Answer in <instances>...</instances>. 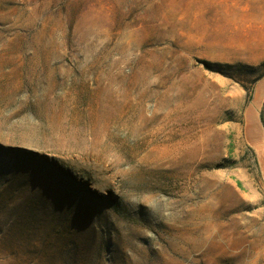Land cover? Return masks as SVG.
Returning a JSON list of instances; mask_svg holds the SVG:
<instances>
[{
  "label": "rangeland",
  "instance_id": "1",
  "mask_svg": "<svg viewBox=\"0 0 264 264\" xmlns=\"http://www.w3.org/2000/svg\"><path fill=\"white\" fill-rule=\"evenodd\" d=\"M263 79L264 0H0V264H264Z\"/></svg>",
  "mask_w": 264,
  "mask_h": 264
},
{
  "label": "crops",
  "instance_id": "2",
  "mask_svg": "<svg viewBox=\"0 0 264 264\" xmlns=\"http://www.w3.org/2000/svg\"><path fill=\"white\" fill-rule=\"evenodd\" d=\"M245 113V141L259 158V167L264 172V79L255 86L254 100Z\"/></svg>",
  "mask_w": 264,
  "mask_h": 264
},
{
  "label": "bare ground",
  "instance_id": "3",
  "mask_svg": "<svg viewBox=\"0 0 264 264\" xmlns=\"http://www.w3.org/2000/svg\"><path fill=\"white\" fill-rule=\"evenodd\" d=\"M247 12V11H246Z\"/></svg>",
  "mask_w": 264,
  "mask_h": 264
}]
</instances>
